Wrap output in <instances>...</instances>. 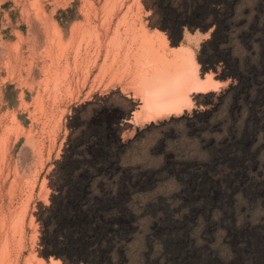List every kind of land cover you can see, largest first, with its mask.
I'll list each match as a JSON object with an SVG mask.
<instances>
[{"label":"rangeland","instance_id":"1","mask_svg":"<svg viewBox=\"0 0 264 264\" xmlns=\"http://www.w3.org/2000/svg\"><path fill=\"white\" fill-rule=\"evenodd\" d=\"M118 1L113 27L137 14L213 81L145 114L128 75L99 73L105 50L76 70L69 48L54 89L51 34L101 23L105 0H0L2 264H264V0Z\"/></svg>","mask_w":264,"mask_h":264},{"label":"bare ground","instance_id":"2","mask_svg":"<svg viewBox=\"0 0 264 264\" xmlns=\"http://www.w3.org/2000/svg\"><path fill=\"white\" fill-rule=\"evenodd\" d=\"M118 2L105 0L103 21L98 24L87 18L77 29L76 26L73 28L67 39L60 30L54 29L51 36L53 42H56L55 55L61 61L62 56H66L64 66L57 67L49 80L53 82L54 89L64 81L70 71V62L67 58L69 48H73L74 51L76 68L73 67L76 70L77 67H90L89 62L96 65L105 50V60L101 65L98 64L99 73L103 76L110 70L109 73L113 71L112 77L128 75L132 79L136 93L142 96L143 103L139 107L145 114L178 108L190 100L191 90L207 89L213 79L208 77L204 82L200 81L194 53L188 49H170L166 36L158 31L149 33L146 26L137 18V14L134 16L129 15L128 11L124 12L113 27L112 21ZM122 23L125 24L124 31L120 30ZM170 53L177 55L175 60L168 59ZM108 59H112L110 63ZM59 60H56L58 65L61 62ZM55 93L57 94L56 91ZM3 259L4 257L0 255V264Z\"/></svg>","mask_w":264,"mask_h":264},{"label":"trees","instance_id":"3","mask_svg":"<svg viewBox=\"0 0 264 264\" xmlns=\"http://www.w3.org/2000/svg\"><path fill=\"white\" fill-rule=\"evenodd\" d=\"M219 155H223V154H220L219 153ZM217 158V154L215 155V156H213V158H211V160H214V159H216ZM211 160H209V162H207V163H209V165H211V167H205V168H202V170H201V173L202 172H205V171H208L209 169H211L212 167H213V162L211 161ZM71 169H72V167H71V165H69L68 167H67V170H66V172L67 173H72L71 172ZM178 170L179 171H186L187 173H188V171H190V170H193V169H191V168H189L188 166H183V167H179L178 168ZM193 175H194V173H193ZM182 177V176H181ZM184 177H187V175L186 176H184ZM64 212H65V208L63 209L62 207H57L56 209H54L53 210V215L56 217V216H62V218H64ZM65 217H67V216H65ZM70 233H72V229L70 230ZM77 239L79 240V238L78 237H76L75 238V240H68V241H66L65 242V244H63L66 248H68V250L70 251V252H72L73 253V251H72V247H73V245H74V243H77Z\"/></svg>","mask_w":264,"mask_h":264}]
</instances>
